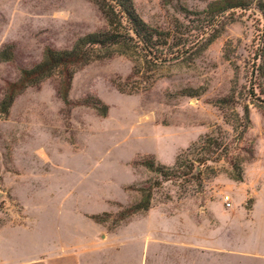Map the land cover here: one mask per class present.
I'll return each mask as SVG.
<instances>
[{"label": "rangeland", "instance_id": "1", "mask_svg": "<svg viewBox=\"0 0 264 264\" xmlns=\"http://www.w3.org/2000/svg\"><path fill=\"white\" fill-rule=\"evenodd\" d=\"M132 1L163 34L152 55L122 19L120 44L70 68L67 101L60 69L18 86L2 113L47 49L109 25L92 0H0V264H264L259 0L220 13V0ZM156 207L192 213L193 249L172 224L165 237L147 225L145 243L128 228Z\"/></svg>", "mask_w": 264, "mask_h": 264}, {"label": "trees", "instance_id": "2", "mask_svg": "<svg viewBox=\"0 0 264 264\" xmlns=\"http://www.w3.org/2000/svg\"><path fill=\"white\" fill-rule=\"evenodd\" d=\"M100 9L104 17L106 18L109 30L104 32H98L89 34L77 40L75 45L70 50L57 51L53 49H47L44 55V59L41 63L35 65L30 70H24L22 72L19 85H12L9 91L1 103L2 113H6L10 107L16 88L18 86L37 84L45 77L51 75L52 72L62 70V74L65 76L59 82L58 92L64 101H67V95L70 88L72 72L71 67H75L79 64H86L96 59L97 55H92L89 50L93 46L106 47L108 45H118L121 42V38L124 37L122 30L125 28L122 24V19L127 22L128 30L132 31L139 43L142 45V49L152 55L153 39L154 37L161 38L162 32L156 28L149 26L136 12L132 0H92ZM247 6L245 0H220L209 5V11L223 12L233 8H242ZM258 8L263 17V28L259 38V46L264 49V0L258 1ZM157 59H162V56H157ZM0 59L5 61L8 59L7 52H0ZM165 59V58H164ZM101 115H106L107 106L104 108H96ZM246 118L249 119L248 111L246 110ZM178 162L176 166H178ZM145 167L153 170L154 166L148 162L144 164ZM165 168V167H163ZM160 171V170H155ZM235 181H242L241 174L235 178ZM150 207V198L146 197L141 201V204L137 205L135 210H147ZM93 219L97 222L101 221L100 216H94Z\"/></svg>", "mask_w": 264, "mask_h": 264}, {"label": "crops", "instance_id": "3", "mask_svg": "<svg viewBox=\"0 0 264 264\" xmlns=\"http://www.w3.org/2000/svg\"><path fill=\"white\" fill-rule=\"evenodd\" d=\"M232 205V204H231ZM230 205V207H232ZM235 206V205H234ZM206 211H210L207 209ZM241 211V210H240ZM255 209L252 210L254 213ZM191 214V215H190ZM157 222V236L165 237L167 236L166 224H172L176 228V236L180 237V245H187L193 249V215L192 213H184L182 211H175L172 214H166L160 207L152 208L146 213L142 215L133 216L131 218V222L128 224V228H134L140 230L142 233L143 243H145V228L152 222ZM196 239V238H195ZM166 242V241H164ZM148 260L147 255L144 257V261ZM83 258L81 256H77L73 260V264H82ZM39 264V263H38ZM41 264H52L50 260L46 259L41 262ZM144 264V262H143ZM193 264V262L191 263Z\"/></svg>", "mask_w": 264, "mask_h": 264}, {"label": "built area", "instance_id": "4", "mask_svg": "<svg viewBox=\"0 0 264 264\" xmlns=\"http://www.w3.org/2000/svg\"><path fill=\"white\" fill-rule=\"evenodd\" d=\"M225 201H226V204H227V206L228 207H230V205H231V202H228L229 201V197L227 196V197H225Z\"/></svg>", "mask_w": 264, "mask_h": 264}]
</instances>
